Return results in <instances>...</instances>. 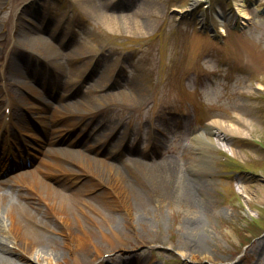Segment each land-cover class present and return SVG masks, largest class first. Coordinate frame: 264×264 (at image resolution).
I'll return each instance as SVG.
<instances>
[{"label": "rangeland", "instance_id": "obj_1", "mask_svg": "<svg viewBox=\"0 0 264 264\" xmlns=\"http://www.w3.org/2000/svg\"><path fill=\"white\" fill-rule=\"evenodd\" d=\"M18 1L0 0L2 51L15 46L8 47L9 38L5 40L2 35L7 34L4 24L9 19L5 18ZM75 1L79 12L91 19L90 27L96 28L94 34L86 37L78 54L92 57L102 53L98 56L102 70L112 67L122 83L106 85L104 80L97 79L86 86V101L103 109L90 121L92 126L99 125L98 135L105 139L104 133L123 123L119 137L107 143L105 149L119 150L120 139L137 129L144 135L143 142L150 140L151 131L155 135L153 127L157 124L165 129V137L177 129L182 136L173 138L180 146H173L169 153L183 156L161 163L152 172L179 176L188 183L190 179L198 180L203 185L188 188V196L194 202L189 200L188 204L199 214L181 210L176 204L179 195L170 194L158 210L162 222L154 221L153 235L147 243L132 237L123 242L121 249H109L104 254L117 251L132 261L153 258L158 264H188L191 259L181 251L193 255L199 252L193 242H184L181 223L182 218L197 215L205 223L199 231L202 251L213 260L197 264H264V0H212L220 9L214 15L213 6L210 10L206 6L207 0H104L107 5L118 1V6H123L122 17L145 21V30L124 26L120 20H113L114 26L108 28L87 13V0ZM202 8L205 10L200 15ZM70 9L68 6V15L77 17V11ZM117 13L113 17H119ZM197 17L202 22L206 18L218 30L223 27V38L215 35L217 39H212L201 31ZM237 24L240 33L234 31ZM21 38L27 39L24 34ZM97 75L93 73L94 78ZM121 92L123 95H118ZM127 92L138 94V98L125 97ZM196 106L202 108L196 111L197 117ZM184 112L187 114L182 116L183 125L168 123L167 118ZM236 114L249 123L243 137L217 140L216 147L204 146V154L197 152L199 146L195 142L185 146L184 138L198 130L204 120L229 121ZM227 141L234 144L236 154ZM147 148L152 149L150 145ZM139 150L136 145L134 151ZM120 157L132 161L125 155ZM194 161H200L203 169L193 171L189 166ZM138 178L145 185L150 183L145 174ZM161 180V184L168 181L164 176ZM201 193L204 200L197 195ZM154 198L150 203L157 207ZM119 211L124 213L118 209V214ZM1 236L13 249L10 237ZM17 259L21 264H37ZM110 261L104 258V264L113 263Z\"/></svg>", "mask_w": 264, "mask_h": 264}, {"label": "bare ground", "instance_id": "obj_2", "mask_svg": "<svg viewBox=\"0 0 264 264\" xmlns=\"http://www.w3.org/2000/svg\"><path fill=\"white\" fill-rule=\"evenodd\" d=\"M85 6L91 16L108 28L114 26L113 20H120L124 26L145 30V21L132 16H109L97 0H87ZM41 43L47 42L44 40ZM128 93L124 96L138 98V94ZM118 95L122 96L123 92ZM86 107L89 108V105ZM248 126V120L237 114L229 121L213 120L204 132L196 134L195 141L198 140V149L205 151L204 146L216 147L217 140L246 135ZM227 144L236 154L233 143L227 141ZM190 168L200 171L203 166L200 161H194ZM153 169L145 163L111 162L95 158L89 153L65 150L64 157L52 163L49 173L53 180H45L34 172L26 181L22 179L23 184L11 189L13 199L7 193L0 195V264H21L15 261L17 258L37 264H100L104 251L121 249L127 239L136 237L139 243H147L153 235L151 230L154 221L162 222L158 210L170 194L179 195L176 204L181 210L199 214L197 209L189 205V200L194 202L191 195L188 196V188L191 187L190 183L202 187V182H191L190 179L188 183L182 177L174 176L165 177L168 181L161 184L163 175L153 173ZM125 172L133 175H126ZM142 173L150 185L146 182L145 185L138 178L137 175ZM51 182L57 183V186ZM182 182L185 184L183 187ZM16 193L19 197L15 198ZM197 195L205 199L203 193ZM152 197H155L157 207L151 205ZM118 209L124 213L119 211L118 214ZM204 228L205 223L200 216L182 218V238L184 242H193L199 252V255H193V252L181 251L191 259L188 264L213 261L201 248L203 241L199 231ZM1 234L10 237L13 249L9 248L7 239ZM121 255L119 253L108 259L115 261ZM119 264L157 262L153 258L125 259Z\"/></svg>", "mask_w": 264, "mask_h": 264}]
</instances>
